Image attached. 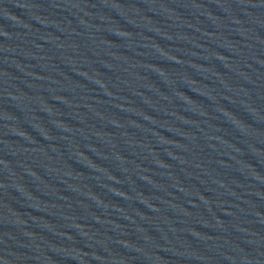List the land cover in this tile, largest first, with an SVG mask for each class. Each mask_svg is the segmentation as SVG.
Masks as SVG:
<instances>
[{
	"label": "water",
	"instance_id": "obj_1",
	"mask_svg": "<svg viewBox=\"0 0 264 264\" xmlns=\"http://www.w3.org/2000/svg\"><path fill=\"white\" fill-rule=\"evenodd\" d=\"M0 264H264V0H0Z\"/></svg>",
	"mask_w": 264,
	"mask_h": 264
}]
</instances>
